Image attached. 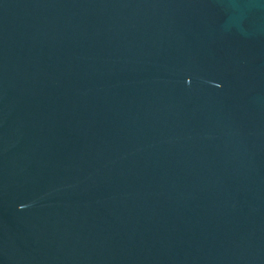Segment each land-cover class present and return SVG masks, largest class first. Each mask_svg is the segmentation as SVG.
Instances as JSON below:
<instances>
[{"label":"water","instance_id":"95a60500","mask_svg":"<svg viewBox=\"0 0 264 264\" xmlns=\"http://www.w3.org/2000/svg\"><path fill=\"white\" fill-rule=\"evenodd\" d=\"M0 264H264V0H0Z\"/></svg>","mask_w":264,"mask_h":264}]
</instances>
